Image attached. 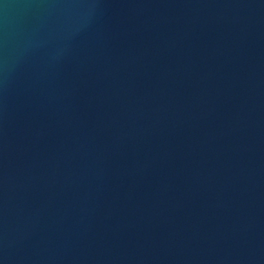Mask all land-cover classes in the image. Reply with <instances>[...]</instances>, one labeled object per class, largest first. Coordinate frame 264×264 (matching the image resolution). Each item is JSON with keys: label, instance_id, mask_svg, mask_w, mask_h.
Masks as SVG:
<instances>
[{"label": "water", "instance_id": "1", "mask_svg": "<svg viewBox=\"0 0 264 264\" xmlns=\"http://www.w3.org/2000/svg\"><path fill=\"white\" fill-rule=\"evenodd\" d=\"M0 264H264V0H0Z\"/></svg>", "mask_w": 264, "mask_h": 264}]
</instances>
